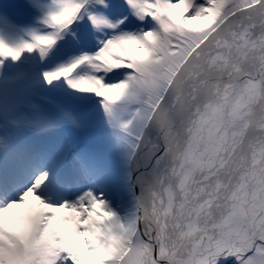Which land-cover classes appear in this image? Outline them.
Listing matches in <instances>:
<instances>
[{"label":"snow or ice","instance_id":"snow-or-ice-1","mask_svg":"<svg viewBox=\"0 0 264 264\" xmlns=\"http://www.w3.org/2000/svg\"><path fill=\"white\" fill-rule=\"evenodd\" d=\"M0 264H264V0H0Z\"/></svg>","mask_w":264,"mask_h":264}]
</instances>
